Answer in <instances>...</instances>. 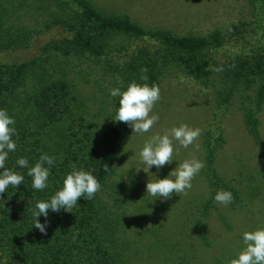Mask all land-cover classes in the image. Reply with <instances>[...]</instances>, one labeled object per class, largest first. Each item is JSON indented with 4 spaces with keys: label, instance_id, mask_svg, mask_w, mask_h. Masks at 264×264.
Segmentation results:
<instances>
[{
    "label": "trees",
    "instance_id": "1",
    "mask_svg": "<svg viewBox=\"0 0 264 264\" xmlns=\"http://www.w3.org/2000/svg\"><path fill=\"white\" fill-rule=\"evenodd\" d=\"M246 3L243 19L203 34H180L93 0H0V53L28 47L46 30L58 32L31 58L0 61V110L15 121L12 139L17 145L0 175L7 169L24 176L21 185L0 194V264L127 262L129 243L122 234L125 209L136 201L140 189L135 175L126 180L117 177L116 162L131 127L113 120L119 97H112L110 90L124 91L132 82L159 85L171 72L208 90L210 104L200 141L206 196L190 206L181 226L205 246L211 242L205 223L210 209L229 226L214 197L218 191H228L234 198L228 206L245 205L243 189L216 167L218 152L227 143L224 124L233 105L264 161V0ZM241 39L249 45L218 57L230 41ZM76 76L95 82L94 110ZM43 154L54 157L55 164L44 165L50 171L48 186L38 191L27 173ZM19 158L28 160V168L16 163ZM74 169L94 175L101 190L91 200L79 198L72 213L49 210L46 219L36 217L46 225V235L40 233L34 226L35 205L50 200Z\"/></svg>",
    "mask_w": 264,
    "mask_h": 264
},
{
    "label": "rangeland",
    "instance_id": "2",
    "mask_svg": "<svg viewBox=\"0 0 264 264\" xmlns=\"http://www.w3.org/2000/svg\"><path fill=\"white\" fill-rule=\"evenodd\" d=\"M97 5L109 10L128 12L147 25L166 26L180 34L207 31L232 21L243 19L247 13L246 0H93ZM56 30H46L25 48L6 50L0 53V61L19 62L31 58L40 51L41 45L57 35ZM252 34V33H251ZM230 41L217 53L223 59L229 51L238 46H248L246 40ZM81 93L94 110L93 93L95 82L75 77ZM160 100L156 102L150 115H158L159 120L152 129L143 134L132 129L124 141L116 162L117 177L126 180L135 175L140 192L136 201L125 209L123 236L129 243L128 260L125 264H229L245 247L243 233L264 228V161L256 154L252 140L247 134L239 109L233 105L224 130L227 138L225 146L219 150L216 167L226 178L243 189L245 205L231 208L218 204V209L226 216L225 225L214 209L205 216L210 245L200 243L181 223L185 214L193 206L205 199L206 189L200 172L191 181L187 195L173 194L170 199L154 198L146 193V184L163 179L185 160H201V135L188 148L173 142V161L157 169L155 166L144 171L139 153L144 144L154 135L186 124L191 128H205L209 117L210 104L207 92L193 79L181 75L167 74L158 85ZM261 132L264 137V110L261 116ZM197 145L199 146L197 148ZM172 178V177H169Z\"/></svg>",
    "mask_w": 264,
    "mask_h": 264
},
{
    "label": "clouds",
    "instance_id": "3",
    "mask_svg": "<svg viewBox=\"0 0 264 264\" xmlns=\"http://www.w3.org/2000/svg\"><path fill=\"white\" fill-rule=\"evenodd\" d=\"M220 71V69H213ZM142 71H147L143 69ZM142 80H147V76H142ZM112 97H119V107L114 121L122 122L131 127L133 133L143 134L149 132L153 125L159 120L158 115H150L156 104L160 100V88L156 84L149 86L147 83H130L126 90L120 88L110 90ZM15 121L5 110H0V168H4L8 153L16 150V142L12 136L16 134ZM201 135V129L191 128L186 124L166 130L162 135L154 134L143 146L139 153L140 162L144 168L136 169L137 172H149L155 166L157 169L170 164L173 161V142L177 141L183 148H188ZM199 146L197 145V148ZM20 167L28 168V160L19 158L16 162ZM53 166L55 158L47 154L40 156L34 166L28 168V176L32 178V188L38 191L44 190L48 185L50 171L44 165ZM205 167L203 161L193 157L183 161L163 179H156L154 182L146 184V193L154 198L170 199L172 195H187L191 189V181ZM108 165L105 164V171ZM172 177V178H169ZM24 176L5 169L0 175V194H3L9 186L17 187L23 183ZM101 190L98 180L90 172L84 170H73L67 174L63 180V187L58 190L48 201H40L35 205L38 211L33 213L35 217L34 226L40 233L46 235V225L41 224L36 217L43 215L48 217L49 210L59 212L64 209L71 212L77 205L81 197L88 200L94 198L95 194ZM215 202L221 205H228L234 198L231 192L218 191L214 197ZM243 243L245 247L237 254V258L230 260L229 264H264V228L243 233Z\"/></svg>",
    "mask_w": 264,
    "mask_h": 264
}]
</instances>
